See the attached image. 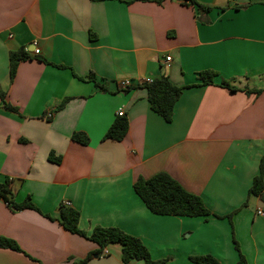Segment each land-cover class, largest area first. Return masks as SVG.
<instances>
[{
    "label": "crops",
    "instance_id": "0c3cea01",
    "mask_svg": "<svg viewBox=\"0 0 264 264\" xmlns=\"http://www.w3.org/2000/svg\"><path fill=\"white\" fill-rule=\"evenodd\" d=\"M192 1L0 0V91L16 111L0 103V184L36 208L0 200V238L20 249L0 247V264H72L96 252L59 224L65 202L82 232L118 228L153 260L238 264L242 255L264 264V202L248 196L262 159L264 179V0ZM18 49L31 59L10 83L8 56ZM203 71L217 74L214 85L201 84ZM161 77L183 87L170 122L150 109L144 86ZM119 108L124 139L102 140ZM157 173L201 197L211 215L151 213L133 184ZM87 264H123L121 247Z\"/></svg>",
    "mask_w": 264,
    "mask_h": 264
},
{
    "label": "trees",
    "instance_id": "16d2710c",
    "mask_svg": "<svg viewBox=\"0 0 264 264\" xmlns=\"http://www.w3.org/2000/svg\"><path fill=\"white\" fill-rule=\"evenodd\" d=\"M194 4V1L190 0ZM200 9L208 11V7L197 4ZM9 82L11 83L18 64L22 61L30 60L31 57L23 49L9 52ZM40 59V58H38ZM217 74L213 71H203L198 74V79L202 85H214V79ZM147 89V100L150 109L161 116L164 121L170 122L176 101L179 99L183 87L172 84L167 77L152 80L151 83H145ZM220 87L226 88L230 92H237V87L231 86L229 82L222 81ZM247 94H259L260 90H245ZM5 93L0 91V103L8 111H15L5 101ZM68 100L65 99L57 109L62 108ZM16 112V111H15ZM128 130V122L124 117H117L104 133L102 140H111L119 142L124 139ZM71 140L86 145L88 138L82 133H73ZM136 195L142 200L146 208L155 215L161 216H179V217H207L211 212L205 206L201 197L191 194L172 177L166 173H157L149 179L138 177L133 184ZM11 194L8 182L0 184V200L14 210L32 209L36 210L29 198L22 203L16 204L13 198L8 199L6 194ZM248 196L256 197L264 202V179H263V159L260 162V172L253 179L248 191ZM247 204V203H246ZM245 204V205H246ZM217 218H221L216 216ZM232 214L227 218L231 221ZM80 213L64 205L59 208V224L68 232L84 237L98 246L96 252L88 254L84 259L72 264H87L93 255H102L105 248L110 244H118L121 247V261L123 264H129L131 261H142L143 264H167L166 260H153L149 250L137 238L130 236L118 228L95 227L87 235L78 228ZM235 248L239 251L237 243L234 241ZM0 247L9 248L14 251H20L19 247L13 241L0 238ZM191 264H220L218 260L210 255L190 257ZM238 264H246L244 257L239 256Z\"/></svg>",
    "mask_w": 264,
    "mask_h": 264
},
{
    "label": "built area",
    "instance_id": "2783aa9c",
    "mask_svg": "<svg viewBox=\"0 0 264 264\" xmlns=\"http://www.w3.org/2000/svg\"><path fill=\"white\" fill-rule=\"evenodd\" d=\"M33 47H34L33 54H34V55H37V54L39 53V51L35 48V47H36V43H35V42L33 43ZM169 61H170V57H166V58H165V62H169ZM151 81H152V80H150V79H146L145 83H151ZM128 85H129V83L126 82V81H124L123 83L120 84V86H121L122 88H126ZM116 116H117V117H124V111H123L122 108H119V109H118V111H117V113H116ZM46 117H47V118H51V117H52V114H51V113H47V114H46ZM64 206H65V207H69V206H70V203H69V202H65V203H64Z\"/></svg>",
    "mask_w": 264,
    "mask_h": 264
},
{
    "label": "water",
    "instance_id": "95a60500",
    "mask_svg": "<svg viewBox=\"0 0 264 264\" xmlns=\"http://www.w3.org/2000/svg\"><path fill=\"white\" fill-rule=\"evenodd\" d=\"M6 196H7L8 199L11 198V194H9V193H7Z\"/></svg>",
    "mask_w": 264,
    "mask_h": 264
}]
</instances>
